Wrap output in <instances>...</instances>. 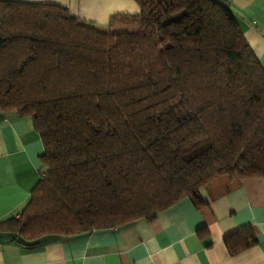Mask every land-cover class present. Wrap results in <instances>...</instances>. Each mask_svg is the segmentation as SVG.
<instances>
[{"label":"trees","instance_id":"trees-1","mask_svg":"<svg viewBox=\"0 0 264 264\" xmlns=\"http://www.w3.org/2000/svg\"><path fill=\"white\" fill-rule=\"evenodd\" d=\"M98 27L68 8L0 0V113L30 117L44 151L20 217L49 236L152 220L219 176L264 177V66L227 0H135ZM256 241L225 238L230 254Z\"/></svg>","mask_w":264,"mask_h":264},{"label":"crops","instance_id":"crops-1","mask_svg":"<svg viewBox=\"0 0 264 264\" xmlns=\"http://www.w3.org/2000/svg\"><path fill=\"white\" fill-rule=\"evenodd\" d=\"M68 8L73 17L107 25L136 14L135 0H16ZM264 66V0H227ZM44 151L30 117L0 113V221L19 218L37 183ZM251 226L255 243L230 254L225 238ZM0 264H264V177L219 176L160 211L112 228L49 236L31 246L0 232Z\"/></svg>","mask_w":264,"mask_h":264}]
</instances>
